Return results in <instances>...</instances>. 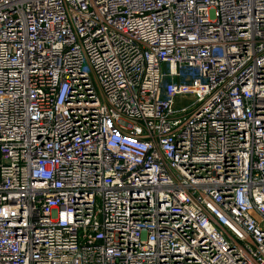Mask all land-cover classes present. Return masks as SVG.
Wrapping results in <instances>:
<instances>
[{"label": "built area", "instance_id": "built-area-1", "mask_svg": "<svg viewBox=\"0 0 264 264\" xmlns=\"http://www.w3.org/2000/svg\"><path fill=\"white\" fill-rule=\"evenodd\" d=\"M0 264H264V0H0Z\"/></svg>", "mask_w": 264, "mask_h": 264}]
</instances>
